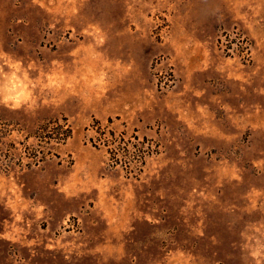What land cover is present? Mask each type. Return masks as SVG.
Listing matches in <instances>:
<instances>
[{
	"label": "rangeland",
	"instance_id": "374dc122",
	"mask_svg": "<svg viewBox=\"0 0 264 264\" xmlns=\"http://www.w3.org/2000/svg\"><path fill=\"white\" fill-rule=\"evenodd\" d=\"M0 264H264V0H0Z\"/></svg>",
	"mask_w": 264,
	"mask_h": 264
},
{
	"label": "trees",
	"instance_id": "16d2710c",
	"mask_svg": "<svg viewBox=\"0 0 264 264\" xmlns=\"http://www.w3.org/2000/svg\"><path fill=\"white\" fill-rule=\"evenodd\" d=\"M49 128V127H48ZM47 127H42L41 129H40V134L37 136L36 135V137H42L41 135H42V133H50V129H48ZM71 131H70V129H68L67 130V133H65L64 135H63V138H59L58 140H60V141H66L70 136H71V133H70ZM51 138H53V137H51Z\"/></svg>",
	"mask_w": 264,
	"mask_h": 264
}]
</instances>
